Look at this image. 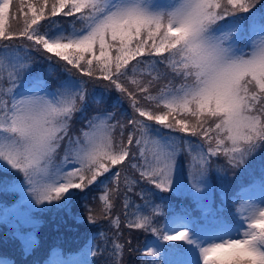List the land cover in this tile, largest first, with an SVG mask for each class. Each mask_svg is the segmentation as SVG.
Returning a JSON list of instances; mask_svg holds the SVG:
<instances>
[{"label": "snow or ice", "instance_id": "6c2138e0", "mask_svg": "<svg viewBox=\"0 0 264 264\" xmlns=\"http://www.w3.org/2000/svg\"><path fill=\"white\" fill-rule=\"evenodd\" d=\"M61 16L72 18L70 29ZM33 53L46 69L35 70ZM59 72L67 76L53 89L49 78ZM89 84L119 93L131 118L112 123L114 113L101 110L72 133L76 113L103 102V93L90 96ZM261 151L262 0H0V172L13 177L0 183L41 210L70 208L100 185L98 208H88L86 219L111 226L110 237L99 233L102 245L93 238L79 256L57 252L47 264H95L89 256L98 255L104 264H124L132 241L121 242L122 221L113 217L121 197L123 227L155 237L142 251L147 264H160L159 241L180 242L166 246L176 257L170 264H264V195L241 204L246 215L230 208L213 231L195 227L186 210L165 216V197L160 204L149 198L152 189L198 198L213 172L227 185L228 170L246 171ZM125 169L138 177L122 176ZM258 179L264 191V166ZM141 182L152 186L147 195ZM134 192L143 203L130 213ZM16 212L4 206L5 217ZM15 235L26 252L34 247L30 235Z\"/></svg>", "mask_w": 264, "mask_h": 264}, {"label": "trees", "instance_id": "16d2710c", "mask_svg": "<svg viewBox=\"0 0 264 264\" xmlns=\"http://www.w3.org/2000/svg\"><path fill=\"white\" fill-rule=\"evenodd\" d=\"M264 2V0H262ZM61 24L62 27L65 26V28H68V22H72V18L68 17H58L57 18ZM33 56L35 58V61H41L42 67H45V61L42 57H40L38 54L33 53ZM37 64V63H35ZM39 65V64H38ZM162 68L163 66H159ZM67 74L63 72H59L54 74L52 77L53 78H58L64 79L66 78ZM84 79H87L86 77ZM166 79L161 81V83H165ZM49 84L54 85V81L51 78V81H49ZM89 91L96 90L99 88H102L100 84H89ZM159 87V85H157ZM108 93L114 97H119L120 94L115 92V91H108ZM97 95V94H96ZM124 105L126 107L123 109L122 115H119L118 110L114 111V116L116 118V121H120L122 123H126L127 119L131 118L132 116V109L129 106V103L127 100H123ZM113 107V106H112ZM92 110H90L91 113H95L101 110H109L112 108H109V103L103 99V102L99 105L96 103L91 104ZM98 110V111H96ZM111 111V110H109ZM74 128V127H73ZM166 131H169L165 129ZM181 135H185L182 133H179ZM193 142H197V138L195 137H190ZM215 159V158H214ZM137 162V161H133ZM217 163L223 164V158H220L219 160L216 161ZM264 166V151H261L259 154L255 155L254 159L250 160V165L247 167V170H241V169H229L227 173V178H228V184L223 185L221 190L216 189V194H215V208H217V216L215 218V221L211 220V217L208 215V213L203 212V206L206 204L205 200H197L194 203L190 202L189 204H192L193 209H192V219L195 220V227L198 229L203 228V229H216L222 224L228 217H227V212L231 208L233 212L237 210V208L241 207V204L243 203V199L245 198V195L243 193L242 188H248L250 191L258 189L260 187L259 183V175H260V169L261 167ZM134 174V175H139L138 173L135 172V170L131 169H125L122 172L123 175H128V174ZM3 176V173L0 172V177ZM129 176V175H128ZM217 177V175H215ZM130 177V176H129ZM255 180L254 183H249L250 181ZM146 186V185H145ZM144 186V187H145ZM152 187V186H151ZM93 190L95 189V193H92L90 196L89 194L85 193L83 196L82 193L75 199V203L77 204L78 207V212H75L77 214H81L82 218H74L73 220L68 223V225L61 226V228L56 230V222H58L57 218L61 216H55L51 214L54 210L57 208L52 209H47L48 213L45 214V218L43 220V227L40 228L39 230L37 229L36 232L40 235L39 237H44L48 239V242H50L53 239V233L56 232L58 233L60 230H66V235L72 234L73 238L67 237V239L64 241L65 244L70 248V249H75L77 248L79 238H77L79 235L83 234L84 231H87L90 234L97 235L99 237V233L101 231H104L105 233H109V237L111 236V226L110 222L108 220H99L95 225L89 223L86 219L88 215V208H93L97 209L98 208V197L101 194L102 191V186L97 185V186H92ZM139 189H135V192H138ZM219 191L222 192V194L219 193ZM238 191L236 194L235 192ZM133 194L134 201L136 202H141L142 200L138 195ZM145 192H147V189H145ZM81 196V197H80ZM89 196V197H88ZM161 196V195H160ZM80 197V199H78ZM159 196L153 195L151 196L150 199H153L155 203L160 204L161 201L158 198ZM83 198V199H82ZM82 199V200H81ZM122 199L123 197L119 198L116 201V207L113 209V217L115 216H120L121 221H122V226H121V231H122V236H121V242H126L127 240H131L132 243L131 245H127L124 250L123 254V261L124 264H147V261L151 259V257H145L142 255V251L144 250L145 243L148 241H153L155 237H153L149 233H145L140 230H131L123 227V212L124 209L122 207ZM170 199H172L171 202H174L173 205H170L173 208H168L164 206V213L165 216L168 215V213L175 211V208L180 206L178 202L176 201L175 197L170 196ZM143 202V201H142ZM73 202L71 203V205ZM213 205V203H212ZM135 205L133 204L132 207L128 209V211L134 212L135 211ZM160 223H164V217H159ZM221 221V222H220ZM44 232H43V231ZM59 230V231H58ZM42 231V232H41ZM0 232V255L9 262V264H39L40 260L35 259L36 252L35 249H33L29 255L24 254V246L21 244V246L15 244H7L3 241L2 236ZM60 233V232H59ZM97 237V236H96ZM66 238V237H65ZM64 238V239H65ZM56 240V239H55ZM69 240V241H68ZM71 240V241H70ZM58 242L61 243V241L57 240ZM44 242V240H43ZM161 245H164V247L160 248V253H161V259H160V264H170L171 261L175 260L176 257L170 254V252L167 250V245L169 243H176L179 244L180 242H165V241H159ZM46 246H48L46 244ZM186 246V245H185ZM21 247V248H20ZM131 248L132 251H129L128 248ZM13 250L12 251L10 250ZM104 256H96L95 257V264H102L101 259H104Z\"/></svg>", "mask_w": 264, "mask_h": 264}, {"label": "rangeland", "instance_id": "374dc122", "mask_svg": "<svg viewBox=\"0 0 264 264\" xmlns=\"http://www.w3.org/2000/svg\"><path fill=\"white\" fill-rule=\"evenodd\" d=\"M71 25H72V22L69 23V29H70ZM35 63H37V64H34V68H35L36 71L39 72V71H42V70L47 68V63L48 62L45 63V67H42L41 61H36ZM161 70H164V69L161 68ZM49 79H51V78H49ZM165 83H167V79H166ZM53 89H55V88H53ZM96 92H97V95L103 93L104 99H109L111 101H117L119 99V97H114V98L111 97L112 95H110L108 93V91H105L103 88L96 89ZM118 102H119V105H120L122 103V100H118ZM82 117H83V113H79V112L76 113V118L77 119H81ZM87 121H88V119H85L84 123H87ZM81 129H85L86 130L87 129V124L84 127H81L80 130ZM80 130H79V132H80ZM71 132L76 134V135H79V133H76L74 131H71ZM149 148H150V146L146 148V155H148V156H150ZM62 154H63V149H61V155ZM179 166H180L181 169L185 170V175H186V167H187V165H186V156L181 158ZM213 174H216V173L213 172ZM3 175H4V177H2L0 179V182H2L4 180L6 175H7V178L9 180L13 179L11 173H8V174L4 173ZM181 179H182L181 177H178V180H181ZM219 184L221 186H223L221 184V182L218 180V185ZM220 185H219V188H220ZM178 193L181 194L183 197L186 196V195L187 196H191V195H189V193L187 191H180ZM16 194L20 195L21 193L16 191L15 189H12V188L5 189L3 184L0 183V206L10 203L12 200H14L17 197V196L16 197H12V196H15ZM205 196L207 198H210L209 188H207L205 191H203L198 198H202V197H205ZM261 196H262V194H260V196H258L256 198H253V199H251L249 197L245 201H247V200H259L261 198ZM15 208L17 209V212H16V215H14V216L5 217L4 212L0 213V216L3 214V218L2 219L0 218V220H1L0 228H4L3 232H5V234L7 236V240L11 244L15 243V242H21L22 241L21 239L17 238V236L15 235L17 232L23 233L25 235H30L31 238L35 240L33 234L29 233L28 230L30 228H32L33 230H35L37 228L39 229L40 226L43 224V220H44L45 214L48 213L49 209L53 210V208H49L48 210L47 209L46 210H41V208L39 206L29 207L27 205V201L24 203L23 207H21V208L15 207ZM239 208H240V213L242 215H246L247 214V211H246L245 208H242V207H239ZM54 211L51 212L52 215H54V213H55ZM60 212H61L62 216H61V219L59 220V223H65L66 226L68 225V223L70 221L73 220V217L77 216L76 213H75V212H77V208L76 207L67 208V210H65V211H63L61 209ZM62 226H64V225H62ZM60 231H61V233H57L53 237L55 238L57 236H64V234H63V233H65L64 230H60ZM22 244H24L23 241H22ZM30 250L26 252L25 249H24L25 255L27 253H29ZM55 258H57V257L55 256ZM89 259H90V256H89ZM7 264H9V263L7 262Z\"/></svg>", "mask_w": 264, "mask_h": 264}]
</instances>
